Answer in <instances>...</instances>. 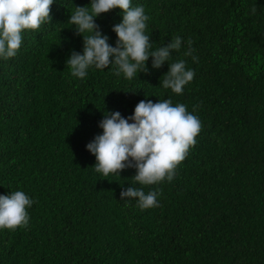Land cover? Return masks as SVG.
<instances>
[{
  "label": "trees",
  "instance_id": "trees-1",
  "mask_svg": "<svg viewBox=\"0 0 264 264\" xmlns=\"http://www.w3.org/2000/svg\"><path fill=\"white\" fill-rule=\"evenodd\" d=\"M90 3L55 0L51 22L0 59V194L35 201L27 227L0 230V264H264V0H133L153 49L183 38L170 61L195 73L183 94L160 85L169 64L154 69L151 57L132 80L114 67L73 77L66 60L83 35L68 20ZM121 20L119 8L96 18L113 46ZM169 97L202 128L171 181L134 185L160 192L142 210L120 197L136 169L103 178L86 145L104 108L127 117Z\"/></svg>",
  "mask_w": 264,
  "mask_h": 264
},
{
  "label": "clouds",
  "instance_id": "clouds-1",
  "mask_svg": "<svg viewBox=\"0 0 264 264\" xmlns=\"http://www.w3.org/2000/svg\"><path fill=\"white\" fill-rule=\"evenodd\" d=\"M55 0H0V59L15 57L22 47L24 33L39 29L50 23L51 5ZM90 7L76 6L71 10L68 23L77 34L83 35V51H71L66 60L73 77L84 79L89 69L114 67V75L128 80L137 73L148 72L151 67L161 68L165 62L169 70L163 75L160 85L172 93L183 94L184 87L194 79V71L186 67V61H171L173 52H180L183 38L176 36L163 46L153 49V41L146 29L150 17L143 5L133 6V0H91ZM119 8L121 22L113 25L117 34L115 46L109 43L96 22L102 13ZM183 55L193 53L191 41ZM193 59H196L193 56ZM99 121L103 130L86 148L95 155L94 170L103 178L110 174L134 167L133 183L122 189L121 200L135 199L144 210L159 205V191L149 190L135 184L149 186L174 178L177 166L185 159L190 147L196 144V137L202 128L197 115L187 109L184 103L173 104L171 97L153 102L141 100L134 112L125 117L120 111L104 108ZM35 203L25 191L17 189L0 194V230L27 227L30 222L29 209Z\"/></svg>",
  "mask_w": 264,
  "mask_h": 264
}]
</instances>
